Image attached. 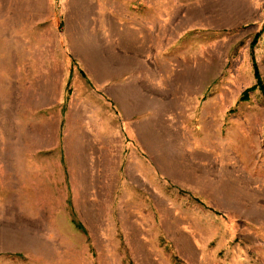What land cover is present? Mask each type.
I'll return each mask as SVG.
<instances>
[{
  "label": "rangeland",
  "instance_id": "rangeland-1",
  "mask_svg": "<svg viewBox=\"0 0 264 264\" xmlns=\"http://www.w3.org/2000/svg\"><path fill=\"white\" fill-rule=\"evenodd\" d=\"M256 69L264 0H0V264H264Z\"/></svg>",
  "mask_w": 264,
  "mask_h": 264
},
{
  "label": "trees",
  "instance_id": "trees-1",
  "mask_svg": "<svg viewBox=\"0 0 264 264\" xmlns=\"http://www.w3.org/2000/svg\"><path fill=\"white\" fill-rule=\"evenodd\" d=\"M256 77H257V79H258V82H257V85L261 88V90H263V92H264V84H263V82H262V79H261V77H260V73H259V71H258V69H256ZM254 87H256V86H254ZM248 91V90H247ZM246 91V92H247ZM245 92V93H246ZM245 96L247 95V94H244Z\"/></svg>",
  "mask_w": 264,
  "mask_h": 264
}]
</instances>
